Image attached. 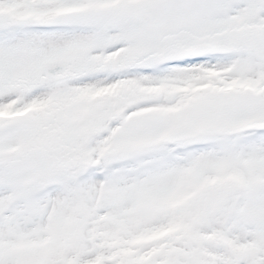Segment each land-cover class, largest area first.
<instances>
[{
    "label": "snow or ice",
    "instance_id": "obj_1",
    "mask_svg": "<svg viewBox=\"0 0 264 264\" xmlns=\"http://www.w3.org/2000/svg\"><path fill=\"white\" fill-rule=\"evenodd\" d=\"M0 264H264V0H0Z\"/></svg>",
    "mask_w": 264,
    "mask_h": 264
}]
</instances>
